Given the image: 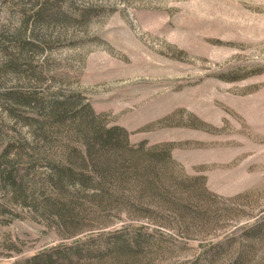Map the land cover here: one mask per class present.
I'll return each instance as SVG.
<instances>
[{
    "label": "rangeland",
    "instance_id": "rangeland-1",
    "mask_svg": "<svg viewBox=\"0 0 264 264\" xmlns=\"http://www.w3.org/2000/svg\"><path fill=\"white\" fill-rule=\"evenodd\" d=\"M45 263L264 264V0H0V264Z\"/></svg>",
    "mask_w": 264,
    "mask_h": 264
},
{
    "label": "trees",
    "instance_id": "trees-1",
    "mask_svg": "<svg viewBox=\"0 0 264 264\" xmlns=\"http://www.w3.org/2000/svg\"><path fill=\"white\" fill-rule=\"evenodd\" d=\"M66 106H69V105H65V109L66 110H69ZM83 111L85 112H87V114L89 115V117H92L93 116V113L92 112H90L87 108L85 109H83ZM65 118V117H64ZM101 132L99 133V135L100 136H103V137H105L106 136V138H107V140L104 142V145H106V143L108 144V143H110L112 140H114L113 138V136L116 134V133H122V135L124 136V137H126V133L124 132V131H121L120 129H118V128H111V129H108V130H106V131H103V130H100ZM49 261V260H48ZM48 261H46L47 263H48ZM46 264V263H45Z\"/></svg>",
    "mask_w": 264,
    "mask_h": 264
}]
</instances>
